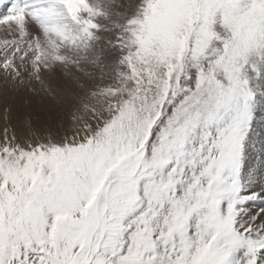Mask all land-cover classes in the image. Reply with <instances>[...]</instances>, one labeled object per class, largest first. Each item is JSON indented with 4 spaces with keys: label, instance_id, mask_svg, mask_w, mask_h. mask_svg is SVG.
<instances>
[{
    "label": "snow or ice",
    "instance_id": "6c2138e0",
    "mask_svg": "<svg viewBox=\"0 0 264 264\" xmlns=\"http://www.w3.org/2000/svg\"><path fill=\"white\" fill-rule=\"evenodd\" d=\"M107 16L98 0L13 5L0 70L77 64ZM117 27L123 80L90 93L75 136L0 139V264H264V207L247 206L264 203V157L248 162L264 0H139Z\"/></svg>",
    "mask_w": 264,
    "mask_h": 264
},
{
    "label": "rangeland",
    "instance_id": "374dc122",
    "mask_svg": "<svg viewBox=\"0 0 264 264\" xmlns=\"http://www.w3.org/2000/svg\"><path fill=\"white\" fill-rule=\"evenodd\" d=\"M243 2L247 3L248 0H243ZM98 3L101 5L102 8H105L107 10L108 16L107 18L104 17L98 18V23H100L101 28L97 32L98 38L96 42L99 43L97 44L95 42L92 48L87 50L86 51L87 53L85 52L84 53H85V57L86 56L90 57L91 52H93L94 49L96 50L98 49L99 51L100 49H102L101 46H103V49L105 50L114 47L116 49V55H115L116 63L111 76H109L108 78L105 75L102 79L103 81L92 83L89 85V87L87 86L83 88L85 89L83 90L82 88L79 89L80 87L70 88L68 87V82H66L68 80L72 81L77 86L79 84L81 85L83 84L77 82L78 80L76 79V77L72 74V72H70L73 70H77L81 72L79 67L77 68V66H80L82 62L80 61L81 59L75 65L73 64L56 65L54 69L49 73L46 72L42 73L40 81H37L35 78H33L30 75L31 66L29 64H25L23 66L21 74L19 76H16L10 71L5 72L3 70H0V139H2L3 135L5 134L9 137H14L15 142L20 145L29 142H37V141L58 142L64 138L70 139L79 132L81 117H83V115L85 114L84 105L90 103L91 101L90 93L92 91L98 90L100 87H106V86L120 87V83L123 80V77L119 75V73L125 72L126 69L124 65L119 64V50L116 47V38L120 29L117 27V25L118 24L123 25L124 21L128 17L134 14L139 4V0H98ZM27 28H28L29 36L25 38L26 40H31L33 35L36 36L40 35V31L36 25V22L32 21L31 19H29L28 21ZM19 39H20L19 35L13 27H3V28L0 27V42H2L0 43V59H2L5 56L7 51L11 50L15 46L13 42L19 41ZM101 40L103 42H100ZM95 45L97 48L95 47ZM16 62L18 64L21 63L19 59H17ZM250 63L251 61H249V64ZM194 73H195L194 68L189 67L188 69H186V75L181 76V79L178 84V95L182 92L183 89L192 86ZM44 74H46V76L48 75L50 81L47 78L45 79L43 78L46 77ZM53 77H55L56 79ZM52 79L55 82L52 81ZM37 84L44 85V87L41 88L42 90H40L41 85L38 86ZM64 84H66L67 87L64 88ZM55 85L56 87L58 85L59 86L56 88ZM46 86L49 88L46 89ZM50 87L52 90H50ZM69 89H72L74 91H71L72 92L71 93ZM80 90L83 92H81ZM31 92H34V94L32 95ZM260 93L262 94V92ZM38 97L40 98L38 99ZM44 97L47 101L44 100ZM256 98H257V94L255 99ZM37 99L39 102H37ZM42 101L43 102L45 101L46 103L45 102L43 103ZM22 102L24 103V105ZM31 102L33 103L32 105ZM29 103L31 106L28 105ZM21 105H23V108L21 107ZM260 106L262 108V105L259 104L258 106L256 104V109H255L256 119L257 118L259 119V116L261 115ZM170 110L171 109H169V111ZM21 114L24 115L22 116ZM16 116L19 117L21 120ZM3 117H5V119ZM15 119L17 121H15ZM261 120L262 122H264V119ZM258 122L259 121L256 120L254 125L258 124ZM262 122L260 123L261 126L264 125V123ZM12 131H13V135L9 134L12 133ZM258 132L259 134L256 133V131L255 133H252L251 138L249 140L248 155L250 162H252V160L255 159L257 156L264 157V145H263L264 143H261L264 141V136L260 137V130ZM258 139L261 140L259 141ZM257 141L259 142V144ZM254 145L260 147L262 146L260 150L262 152L260 153V151L256 150V152L259 153L256 154L255 150L253 151ZM247 206L250 209H257L258 207H264V203L250 202L249 205ZM157 252L158 254H162V250L159 248L157 249Z\"/></svg>",
    "mask_w": 264,
    "mask_h": 264
},
{
    "label": "bare ground",
    "instance_id": "6f19581e",
    "mask_svg": "<svg viewBox=\"0 0 264 264\" xmlns=\"http://www.w3.org/2000/svg\"><path fill=\"white\" fill-rule=\"evenodd\" d=\"M6 5H5V3L3 2V0H0V17H2V16H4V15H6V12H5V9H6ZM99 41V40H98ZM96 42V41H95ZM100 42H103L102 40L100 41ZM97 43V42H96ZM99 43V42H98ZM97 43V44H98ZM96 44V45H97ZM96 45H95V47H96ZM100 46H101V44H100ZM102 47V49H100L99 51H98V49L96 50V49H94V51H93V49H92V51L94 52H91V56L90 57H85V53H87V52H85V53H83L82 54V56H83V59H81L80 61H82L81 62V64H80V66H77V68L79 67V69H80V71L81 72H79V71H77V70H73V71H70V72H72V74L76 77V79L78 80L77 82H79V83H83L82 85L81 84H79L78 86L75 84V83H73L72 81H66V82H68V87H70V88H75V87H80L79 89H83V88H85V87H89V85L90 84H92V83H96V82H99V81H103L102 79H103V77L106 75L108 78H109V76H111V74L113 73V69H114V67H115V55H116V49L113 47V48H109V49H107V50H105V49H103V46H101ZM100 47V48H101ZM97 48V47H96ZM105 48V47H104ZM85 57V58H84ZM84 60V61H83ZM249 61H251V63L252 64H256V65H258V70H259V76H255V74L251 71V69H249V72L248 73H251V74H248L249 75V77H252V80H251V82L252 83H254L255 85H257L258 86V91L256 92V94H257V98H256V104L259 106V104L260 105H262V108H261V106H260V108H261V115L259 116V119L257 118L256 120L257 121H259L258 122V124H255L254 125V132L253 133H255V131H256V133H258L259 134V130H260V137H263L264 136V125L263 126H261L260 125V123L262 122V120L261 119H264V50H261V51H259V52H253L252 54H251V56L249 57ZM250 63V64H251ZM60 67V66H59ZM69 67H70V65H69ZM71 70V69H70ZM68 73V72H67ZM105 73V74H104ZM253 73V74H252ZM45 76H46V74H44ZM51 75V74H50ZM62 75V74H61ZM44 79L45 78H47L48 80H49V77H48V75L46 76V77H43ZM53 78H55V77H53ZM46 79V80H47ZM56 79V78H55ZM106 80V79H105ZM113 80V79H112ZM50 81V80H49ZM52 81H54L53 79H52ZM55 82V81H54ZM57 82V81H56ZM47 83H48V81H47ZM65 83V82H64ZM38 85V84H37ZM39 85H41V84H39ZM38 85V86H39ZM59 86V85H58ZM57 86V87H58ZM64 86H66V84H64ZM42 87H44V85H41L40 86V90H42L41 88ZM55 87H56V85H55ZM56 87V88H57ZM62 87V86H61ZM60 87V88H61ZM47 88H49V87H47L46 86V89ZM39 89V88H38ZM50 90H52L51 89V87H50ZM83 90H85V89H83ZM35 91H37V90H35ZM48 91V90H47ZM65 91V90H64ZM81 91V90H80ZM45 92V91H44ZM50 92V91H49ZM54 92V91H53ZM71 92V91H70ZM76 92V91H75ZM81 92H83V91H81ZM260 92H262V94L260 93ZM30 93V92H29ZM32 93V95L34 94V92H31ZM72 93V92H71ZM87 93V92H86ZM27 94V93H26ZM37 94V93H36ZM68 94V93H67ZM31 95V94H30ZM41 95V94H40ZM46 95H49V94H46ZM72 95V94H71ZM84 95V94H83ZM56 96V95H55ZM30 97V96H29ZM49 97V96H48ZM40 97H38V99H39ZM57 98V97H56ZM38 99H37V102H39L38 101ZM32 100V99H31ZM36 100V99H35ZM44 100H46L45 99V97H44ZM59 100V99H58ZM72 100V99H71ZM75 100V99H74ZM18 101V100H17ZM47 101V100H46ZM50 101V100H49ZM57 101V100H56ZM77 101V100H76ZM20 102V101H19ZM43 102V101H42ZM45 102V101H44ZM43 102V103H44ZM51 102V101H50ZM53 102V101H52ZM21 103V102H20ZM23 103V102H22ZM46 103V102H45ZM56 103H58V102H56ZM72 103H74V102H72ZM33 103L31 102V105H32ZM36 104H38V103H36ZM48 104V103H47ZM46 104V105H47ZM60 104V103H59ZM23 105H24V103H23ZM23 105H21V107L23 108ZM28 105H30V103L28 104ZM27 105V106H28ZM30 105V106H31ZM37 106V105H36ZM39 106V105H38ZM61 106V105H60ZM68 106V105H67ZM78 107V106H77ZM35 108V107H34ZM56 108V107H55ZM258 108V107H257ZM59 112V111H58ZM64 112V111H63ZM72 112V111H71ZM30 113V112H29ZM46 113V112H45ZM22 115V114H21ZM24 115V114H23ZM22 115V116H23ZM61 115V114H60ZM258 115V114H257ZM17 117V116H16ZM59 117V116H58ZM66 117V116H65ZM4 119H5V117H3ZM17 118H19V117H17ZM29 118V117H28ZM20 119V118H19ZM24 119H25V117H24ZM23 119V120H24ZM21 120V119H20ZM39 120V119H38ZM7 121H8V119H7ZM6 121V122H7ZM15 121H17L16 119H15ZM26 121V120H25ZM55 122V121H54ZM66 123V122H65ZM262 123H264V122H262ZM4 125V124H3ZM13 125V124H12ZM58 125V124H57ZM60 125V124H59ZM64 125V124H63ZM5 126V125H4ZM37 126V125H36ZM65 126V125H64ZM13 127V126H12ZM17 127V126H16ZM24 127V126H23ZM58 128V127H57ZM17 129V128H16ZM20 130V129H19ZM41 130V129H40ZM262 131V132H261ZM2 132V131H1ZM21 132V131H20ZM42 132V131H41ZM59 132V131H58ZM9 134H11V135H13V131H12V133H9ZM10 135V136H11ZM57 136V135H56ZM55 136V137H56ZM17 137V136H16ZM257 137V136H256ZM260 137H258V138H260ZM256 139V138H255ZM262 139V138H261ZM260 139V140H261ZM259 140V139H258ZM259 140V141H260ZM256 142V141H255ZM258 142V141H257ZM261 143H264V141L263 142H261ZM256 144V143H255ZM258 144H259V142H258ZM257 144V145H258ZM257 145H254L253 147H254V149H253V151L255 150V153L257 154L258 152H256V150L257 151H260L261 150V148H262V146L260 147V146H257ZM264 145V144H263ZM262 151H260V153H261ZM259 154V153H258ZM254 160V159H253ZM249 163H251L250 161H248Z\"/></svg>",
    "mask_w": 264,
    "mask_h": 264
}]
</instances>
